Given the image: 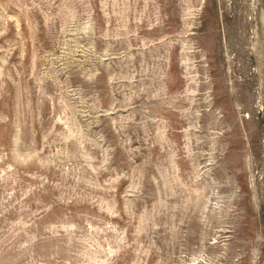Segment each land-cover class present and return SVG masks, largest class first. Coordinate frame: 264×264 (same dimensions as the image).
<instances>
[{
  "label": "rangeland",
  "instance_id": "374dc122",
  "mask_svg": "<svg viewBox=\"0 0 264 264\" xmlns=\"http://www.w3.org/2000/svg\"><path fill=\"white\" fill-rule=\"evenodd\" d=\"M0 264H264V0H0Z\"/></svg>",
  "mask_w": 264,
  "mask_h": 264
}]
</instances>
